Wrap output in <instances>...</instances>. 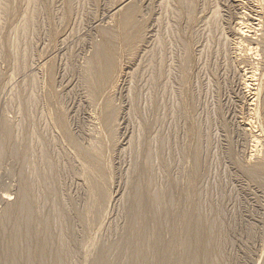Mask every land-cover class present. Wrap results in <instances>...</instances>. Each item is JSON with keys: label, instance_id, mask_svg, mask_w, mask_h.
<instances>
[{"label": "rangeland", "instance_id": "374dc122", "mask_svg": "<svg viewBox=\"0 0 264 264\" xmlns=\"http://www.w3.org/2000/svg\"><path fill=\"white\" fill-rule=\"evenodd\" d=\"M249 4L0 0V264H130L138 190L159 200L173 264L195 219L212 261L264 264V172L247 173L257 160L245 126L264 161V51L252 59L234 34L257 24ZM127 8L131 40L118 35ZM104 40L115 72L94 95ZM253 69L255 108L242 85ZM25 195L31 217L17 212Z\"/></svg>", "mask_w": 264, "mask_h": 264}, {"label": "bare ground", "instance_id": "6f19581e", "mask_svg": "<svg viewBox=\"0 0 264 264\" xmlns=\"http://www.w3.org/2000/svg\"><path fill=\"white\" fill-rule=\"evenodd\" d=\"M248 2L250 3L249 5H251L252 10H254L253 14H255L253 15L254 18L252 19L251 17L250 20L255 21L257 24H252L251 22L252 25L251 24L245 25L242 24L243 22L241 24L240 22L239 24L237 22L236 23L237 26L234 30V34L237 36V38L240 39L242 44L241 48L243 49V52L244 51L245 53L249 52L248 54L245 55H248L249 57H251V55H254L256 58L260 54L257 51V48L259 49L260 46H262L263 49L261 50V52L263 53L264 51V22L261 21L262 19H264V4H263L264 0H248ZM123 12L124 15H122L123 18L119 26L120 30L118 31V35L124 40L135 39L137 37V33L134 31V27H133V13L131 12V10H129V8H127ZM260 30H262L261 31L262 33L259 35L260 37L257 38L258 35L257 33H259ZM261 35L263 36V38L261 37ZM243 43L246 45H244ZM254 46L256 48H254ZM113 48L114 47L107 40H104L103 43L98 48L97 52L93 55L94 56L93 60L89 64V68H90L89 71H91V73H88L89 75L87 80H88V84L90 85V88L93 91V94L100 92L101 89L107 86V84L110 82V79L112 78V75L115 72L114 69L116 66V62H115L116 59L114 56ZM252 52H254V54ZM257 53L259 54L257 55ZM249 57H247V59L250 60ZM247 77H248L247 81H245L246 79L243 80L245 81V83L247 82V84L244 83L242 85L244 86V88L245 87L247 88L250 85L249 94L251 95V97L250 99L248 98L249 99L248 105L251 106L252 108H255L256 105H258L259 100L263 96L262 89L260 88L261 86L259 87L254 83L256 81L255 80L256 77L254 76V69L253 72ZM262 98H264V96ZM245 126L247 127L249 126V129L246 131L248 132L247 134L250 133L252 135L253 144L255 148V150L252 151L254 152V155L252 156L253 157L255 156V159L257 160V162L254 165H252L250 169L247 170V173L249 175H257L261 172H264V161L259 160L257 155V148H259V146L263 144V143L261 144L262 137H260V132L257 131L256 127H254V124L251 123L250 121H248V123H245ZM262 134H264V132H262ZM87 169L98 171L97 166L93 162H91L87 166ZM98 173L100 174V171ZM137 192L135 196L136 199L135 210L132 209L133 211H135L133 213H136L132 221L134 223V227H132L133 231L129 230L130 232L133 233V234L131 233V235L133 236L131 235L130 236L133 237L134 242L131 240L133 243L130 245H128L129 242H127L128 247L126 249L128 250L129 255L133 258L130 264H156L157 261H158L157 264L158 263L173 264L174 260L172 259V255L177 256L178 251L176 255H175L176 252L172 254L171 253L173 252L172 248L175 247H172V244L168 245L167 240L164 239V230L163 227L161 226L162 212L158 210L159 200L153 198L152 196L146 197L147 195L145 194H144L145 196L142 195L144 192L140 193L141 192L140 190H138ZM6 201L7 200H5V202ZM17 212L19 214L24 213L28 217L32 216V201L27 195H25L21 199V204L18 206ZM186 220L188 222L189 220L188 216ZM185 230H186L185 239L188 240V242H184L182 246L180 245V249L178 248L184 259L183 264H217L216 262L210 259L209 247H210L211 239H210V233L207 232L205 226L201 224L199 221L197 222L195 219L193 221V224L191 222V225ZM130 236L127 237L129 238V240H130ZM35 238H37V236ZM49 242H50L49 237L47 240H42L41 242H39L40 245L37 251V254L39 252L40 255L38 257L39 260H41V257H43L48 251ZM180 252H179V256L181 255ZM152 258L157 259L155 260L156 262ZM151 261L152 263H150ZM104 262H108V261H103V263Z\"/></svg>", "mask_w": 264, "mask_h": 264}]
</instances>
